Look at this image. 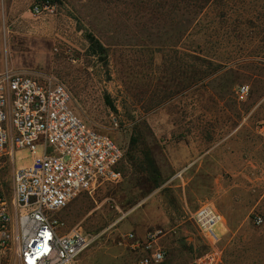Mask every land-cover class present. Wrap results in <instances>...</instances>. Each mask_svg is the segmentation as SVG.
Returning <instances> with one entry per match:
<instances>
[{
  "label": "rangeland",
  "instance_id": "rangeland-1",
  "mask_svg": "<svg viewBox=\"0 0 264 264\" xmlns=\"http://www.w3.org/2000/svg\"><path fill=\"white\" fill-rule=\"evenodd\" d=\"M36 1L0 0V76L64 84L76 114L124 151L121 181L53 215L62 234L95 237L80 264H140L133 246L150 234L162 264L213 247L222 264H264V0H53L35 15ZM32 164L15 153L16 169ZM0 166L11 196L13 167ZM203 204L224 217L217 241L193 220Z\"/></svg>",
  "mask_w": 264,
  "mask_h": 264
},
{
  "label": "built area",
  "instance_id": "built-area-1",
  "mask_svg": "<svg viewBox=\"0 0 264 264\" xmlns=\"http://www.w3.org/2000/svg\"><path fill=\"white\" fill-rule=\"evenodd\" d=\"M55 10L53 0L33 4L35 15ZM248 93L247 86L238 90L241 99ZM24 149L31 152L33 164L16 169L15 153ZM123 158L124 151L113 139L89 128L76 114L64 84H44L11 72L0 76V162H9L14 170L8 196L0 166V264L11 263L12 256L17 264H80L95 237L81 231L62 234V223L53 215L79 194L121 181ZM193 220L214 241V228L225 222L207 204L197 209ZM153 238L150 234L144 242L135 241L133 248L144 252L140 264L165 261L166 252L154 248ZM195 264H222V252L213 247Z\"/></svg>",
  "mask_w": 264,
  "mask_h": 264
},
{
  "label": "trees",
  "instance_id": "trees-1",
  "mask_svg": "<svg viewBox=\"0 0 264 264\" xmlns=\"http://www.w3.org/2000/svg\"><path fill=\"white\" fill-rule=\"evenodd\" d=\"M197 1H199V0H197ZM200 1L208 2V1H210V0H200ZM89 39H90L91 42H95V41H96L92 36H89ZM97 46H98L99 48L102 47V46H100V44H98ZM145 161L147 162L145 165H147V164H148V165L146 166L145 169L142 170V172H147V171L149 170V168L154 172V170L152 169V165L149 164V161H148V160H145ZM149 180H150V179H149ZM149 180H148V181H149Z\"/></svg>",
  "mask_w": 264,
  "mask_h": 264
},
{
  "label": "crops",
  "instance_id": "crops-1",
  "mask_svg": "<svg viewBox=\"0 0 264 264\" xmlns=\"http://www.w3.org/2000/svg\"><path fill=\"white\" fill-rule=\"evenodd\" d=\"M223 225H224V226H225V228H226V232H225V234H224V236H225V235L227 234L228 230H227V226H226L225 222H224V224H223ZM224 236H223V237H224ZM223 237H222V238H223Z\"/></svg>",
  "mask_w": 264,
  "mask_h": 264
}]
</instances>
